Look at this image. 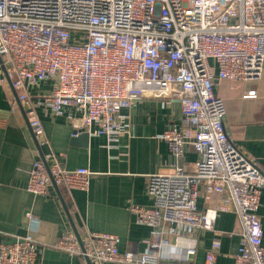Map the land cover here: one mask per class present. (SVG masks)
<instances>
[{
    "label": "built area",
    "instance_id": "built-area-1",
    "mask_svg": "<svg viewBox=\"0 0 264 264\" xmlns=\"http://www.w3.org/2000/svg\"><path fill=\"white\" fill-rule=\"evenodd\" d=\"M263 60L264 0H0V82H9L26 106L36 138L45 140L40 109L62 115L75 108L81 124L96 125L111 144L125 133L121 110L136 100L180 106V125L158 134L172 171L149 176L152 205H130L136 223L149 227L144 249L120 251L116 234L86 228L65 231L53 246L90 264H193L196 240L189 234L214 230L217 212L233 211L241 234L233 264H264L256 214L264 171L228 138L214 88L220 79H257ZM44 81L50 89L33 96L30 90ZM187 147L195 155L189 162ZM91 173L66 168L50 154L33 161L25 189L86 190ZM199 196L214 202L199 208ZM37 247L30 234L0 242V264H38ZM166 248L182 256L168 257ZM220 248L211 241L203 264H214Z\"/></svg>",
    "mask_w": 264,
    "mask_h": 264
},
{
    "label": "crops",
    "instance_id": "crops-1",
    "mask_svg": "<svg viewBox=\"0 0 264 264\" xmlns=\"http://www.w3.org/2000/svg\"><path fill=\"white\" fill-rule=\"evenodd\" d=\"M211 65L215 69L213 61ZM214 88L224 104L222 125L228 138L264 171V60L257 79H220ZM49 89V82L44 81L30 92L34 96ZM250 90H254V96L247 95ZM25 107L16 100L9 82H0V242L10 243L30 234L38 245V264H87L79 254L53 246L65 231L77 234L85 228L116 234L120 251H142L149 227L136 223L130 205H152L147 192L149 176L172 171L173 157L158 134L169 126L180 125L178 101L147 97L123 108L125 133L111 144L95 133L96 125L89 130L84 127L75 108H68L62 115L38 110L45 140L36 138L26 121ZM50 154L58 155L66 168L87 167L92 172L88 188L52 185L47 195L27 192L33 161ZM184 158L186 162L195 158L189 147ZM212 202L199 196L197 205L202 208ZM256 214L264 244V187ZM189 235L196 240L193 264H203L205 251L214 239L221 245L214 264H233L232 256L241 240L240 223L233 211H218L214 230ZM163 254L182 256L174 248L163 249Z\"/></svg>",
    "mask_w": 264,
    "mask_h": 264
},
{
    "label": "water",
    "instance_id": "water-1",
    "mask_svg": "<svg viewBox=\"0 0 264 264\" xmlns=\"http://www.w3.org/2000/svg\"><path fill=\"white\" fill-rule=\"evenodd\" d=\"M82 136L86 137V133H84V135H82ZM86 261H87V260H86ZM87 264H90V263L87 261Z\"/></svg>",
    "mask_w": 264,
    "mask_h": 264
}]
</instances>
